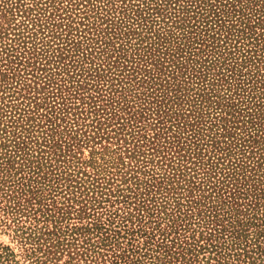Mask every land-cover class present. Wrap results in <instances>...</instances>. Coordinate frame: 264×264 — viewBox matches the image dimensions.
<instances>
[{
    "label": "trees",
    "instance_id": "16d2710c",
    "mask_svg": "<svg viewBox=\"0 0 264 264\" xmlns=\"http://www.w3.org/2000/svg\"><path fill=\"white\" fill-rule=\"evenodd\" d=\"M0 204L29 264H264V0H0Z\"/></svg>",
    "mask_w": 264,
    "mask_h": 264
},
{
    "label": "rangeland",
    "instance_id": "374dc122",
    "mask_svg": "<svg viewBox=\"0 0 264 264\" xmlns=\"http://www.w3.org/2000/svg\"><path fill=\"white\" fill-rule=\"evenodd\" d=\"M103 145H105L103 143ZM99 145L94 146L92 149H98ZM88 148L81 149V160L88 158ZM2 204H0L1 207ZM5 212L1 211L0 208V264H29L25 255L27 254L28 246L23 245L21 234L17 227L12 222L9 216L5 215ZM70 222V221H69ZM74 222V221H71ZM27 226V224L18 223V226ZM147 231L150 229H146ZM24 230V227L22 228ZM143 239H138L142 241ZM7 249V250H5Z\"/></svg>",
    "mask_w": 264,
    "mask_h": 264
}]
</instances>
